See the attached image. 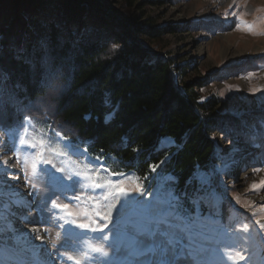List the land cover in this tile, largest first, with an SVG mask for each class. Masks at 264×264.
Segmentation results:
<instances>
[{"label": "rangeland", "instance_id": "rangeland-1", "mask_svg": "<svg viewBox=\"0 0 264 264\" xmlns=\"http://www.w3.org/2000/svg\"><path fill=\"white\" fill-rule=\"evenodd\" d=\"M100 1L131 24L163 28L159 38L144 33L139 40L189 65L182 81L200 82L201 101L219 100V114L240 131L213 132L219 162L209 176L197 175L206 183L202 203L217 217L225 205L228 226L243 233L239 247L211 244L182 264H213V248L238 262L250 257L249 264H264V0H135L131 7L126 0ZM88 169L104 187L81 180L80 199L67 210L54 207L53 201L69 203L53 195L62 187L59 177ZM169 193L175 194L157 171L147 179L120 173L47 123L27 121L13 138L0 128V264H141L150 257L124 245L133 225ZM151 258L166 259L159 250Z\"/></svg>", "mask_w": 264, "mask_h": 264}, {"label": "trees", "instance_id": "trees-1", "mask_svg": "<svg viewBox=\"0 0 264 264\" xmlns=\"http://www.w3.org/2000/svg\"><path fill=\"white\" fill-rule=\"evenodd\" d=\"M124 19L100 0H0V71L9 85L0 102V128L13 138L25 122H44L120 173L147 179L155 166L175 195L198 187L204 194L206 183L197 175L209 176L219 162L213 132L225 126L240 131L219 114V100L201 101L195 88L200 82L182 81L189 65L150 52L139 40L144 33L157 39L163 28ZM41 37L51 41L54 70L33 69L16 56ZM10 80L22 86L14 94ZM20 95L27 96L25 106L14 102ZM226 217L225 205L217 217L201 203L192 214L199 232L192 254L211 244L239 247L243 233H234ZM212 251L213 264L250 262Z\"/></svg>", "mask_w": 264, "mask_h": 264}, {"label": "snow or ice", "instance_id": "snow-or-ice-1", "mask_svg": "<svg viewBox=\"0 0 264 264\" xmlns=\"http://www.w3.org/2000/svg\"><path fill=\"white\" fill-rule=\"evenodd\" d=\"M51 48V41L46 37H41L31 47L17 50L16 56L33 69L39 67L42 71L48 67L54 70L55 61L51 56ZM9 84L11 86L10 92L13 94L17 88L22 87L16 81L10 80ZM8 86L5 84L3 72L0 71V102H2L5 89ZM26 99V95L14 96V102L21 106L26 105ZM33 147L35 146L33 145ZM60 171L62 172V170ZM151 171L155 172L156 167L153 166ZM98 176L99 173L93 169H88L83 174L74 172L61 175L59 179L63 182L62 187L57 189L53 195L56 198L63 196L69 203L60 205L53 201V206L67 210L70 203L79 200L80 196L76 190L80 186L81 180L90 181L87 187L102 189L104 185L99 182ZM201 196L202 190L199 187L191 192L185 191L179 196L169 193L162 199L159 207L146 212L139 222L133 225L134 234L128 238V243L124 245L125 250L131 247L135 255L150 257L142 261L141 264H182V262L187 261L192 255V245L199 235L195 221L192 220V214L199 211L202 203ZM68 215L71 216L72 213L69 212ZM78 227L84 229L87 225L80 224ZM119 250L118 248L117 251ZM157 250L166 259H152L151 257L155 256ZM96 251L102 250L96 249ZM104 255L106 256L107 253Z\"/></svg>", "mask_w": 264, "mask_h": 264}]
</instances>
